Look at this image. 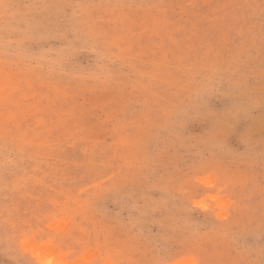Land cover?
<instances>
[{"label":"rangeland","instance_id":"obj_1","mask_svg":"<svg viewBox=\"0 0 264 264\" xmlns=\"http://www.w3.org/2000/svg\"><path fill=\"white\" fill-rule=\"evenodd\" d=\"M0 264H264V0H0Z\"/></svg>","mask_w":264,"mask_h":264}]
</instances>
